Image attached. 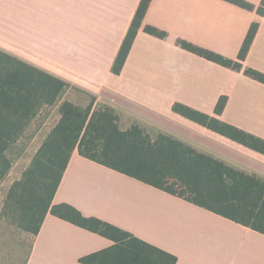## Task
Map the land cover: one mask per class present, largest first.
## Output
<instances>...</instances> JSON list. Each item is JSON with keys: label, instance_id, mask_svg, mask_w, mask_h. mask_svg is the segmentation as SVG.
I'll use <instances>...</instances> for the list:
<instances>
[{"label": "crops", "instance_id": "0c3cea01", "mask_svg": "<svg viewBox=\"0 0 264 264\" xmlns=\"http://www.w3.org/2000/svg\"><path fill=\"white\" fill-rule=\"evenodd\" d=\"M244 1L256 7L261 2ZM139 2L0 0V49L95 96L93 108L111 107L121 130L138 125L155 136L169 135L264 180V155L171 110L179 103L214 116L217 101L226 97L217 118L264 140V84L244 74L245 68L264 74V15L223 0H151L123 68L114 75V60ZM252 23L258 28L240 71L177 44L181 39L236 60ZM147 25L167 36L145 33ZM69 93L64 99L84 104ZM52 110L54 120L41 142L58 120ZM11 174L0 185L3 195L21 175ZM58 204L174 255L176 264H264V235L89 161L77 150L54 195L52 205ZM112 244L48 212L23 264H81V257Z\"/></svg>", "mask_w": 264, "mask_h": 264}, {"label": "trees", "instance_id": "16d2710c", "mask_svg": "<svg viewBox=\"0 0 264 264\" xmlns=\"http://www.w3.org/2000/svg\"><path fill=\"white\" fill-rule=\"evenodd\" d=\"M264 15V0L254 6L244 0H223ZM151 0H140L114 60L119 75ZM258 25L252 23L236 60L178 39L184 50L232 70H242ZM144 32L164 39L165 32L144 26ZM244 74L264 84V74L250 68ZM71 89L81 93L83 105L64 99ZM226 97L216 103L214 116L175 103L172 112L243 147L264 155V140L217 118ZM96 97L0 49V185L12 169L11 148L46 108H55L58 120L48 131L20 178L5 192L0 212L4 221L34 239L45 216L51 215L100 235L113 244L79 259L81 264H176L177 258L130 233L95 217H85L67 204L52 205L72 153L128 176L171 196L208 210L264 235V180L225 165L192 147L145 129L119 127L109 106L93 108Z\"/></svg>", "mask_w": 264, "mask_h": 264}, {"label": "rangeland", "instance_id": "374dc122", "mask_svg": "<svg viewBox=\"0 0 264 264\" xmlns=\"http://www.w3.org/2000/svg\"><path fill=\"white\" fill-rule=\"evenodd\" d=\"M68 97L76 100L85 98L81 93L74 89L69 90ZM87 99V98H85ZM54 120L52 108H46L39 113L22 136V138L12 146L9 157L12 159L11 177L17 178L24 168H26L40 145L41 138L44 134V128L48 127ZM145 131H150L145 129ZM151 137L155 133H149ZM4 191L0 189V212L3 205ZM31 245V238L15 228L11 227L4 221L0 222V264H23L27 257Z\"/></svg>", "mask_w": 264, "mask_h": 264}]
</instances>
